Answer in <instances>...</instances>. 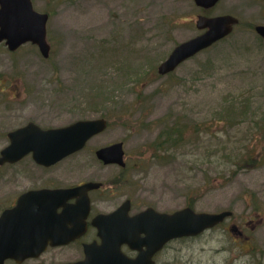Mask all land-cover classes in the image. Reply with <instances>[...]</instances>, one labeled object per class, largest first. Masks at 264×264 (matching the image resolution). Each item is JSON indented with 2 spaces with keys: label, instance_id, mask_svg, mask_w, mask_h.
I'll list each match as a JSON object with an SVG mask.
<instances>
[{
  "label": "rangeland",
  "instance_id": "374dc122",
  "mask_svg": "<svg viewBox=\"0 0 264 264\" xmlns=\"http://www.w3.org/2000/svg\"><path fill=\"white\" fill-rule=\"evenodd\" d=\"M32 1L35 10L49 15L51 54L44 59L29 44L14 53L0 46L3 85L14 89L3 106H28L21 116L3 109L0 150L7 145L6 133L32 118L49 127L103 117L107 128L93 137L87 152L119 142L123 160L144 167L137 169L138 188L162 193L169 211L230 208L237 214L248 211L243 198L252 196L254 206L264 212V41L253 31L264 25L263 2L220 0L203 10L192 0ZM225 14L239 19L227 38L171 75H158L157 66L177 44L201 33L195 27L197 15ZM225 99L233 108L231 126L218 118ZM179 120L196 123L199 135L174 150L165 164L152 161L146 155L152 142L165 124ZM248 151L257 156V165L234 171L235 158ZM84 154L89 162L79 163L91 164L93 154ZM35 180L28 174L16 188ZM146 203L144 195L137 196L139 206ZM222 244L206 243L200 253L192 240L173 242L159 259L222 262L225 253L212 256ZM248 260L244 256L238 264Z\"/></svg>",
  "mask_w": 264,
  "mask_h": 264
},
{
  "label": "flooded vegetation",
  "instance_id": "af4514ba",
  "mask_svg": "<svg viewBox=\"0 0 264 264\" xmlns=\"http://www.w3.org/2000/svg\"><path fill=\"white\" fill-rule=\"evenodd\" d=\"M4 44L3 40L0 41V46L3 47ZM27 44L34 46L32 43ZM22 47L17 49L16 52ZM0 57H3V53H0ZM6 87L7 84L3 85L2 66L0 67V140H3V109H8V113L11 115L18 113L21 116L25 113V108L28 107H24L26 104L24 102H10L18 105L15 107L3 106L8 104L3 102V98L8 97V92L13 94L14 91V89L7 91ZM14 94H17V92ZM19 104L23 105L20 106ZM32 107L34 106L32 105ZM101 118L103 117L97 116L95 118L91 116L90 118L87 116L66 125L49 127L39 125L32 118V120L6 133L7 145L4 148L10 144L9 135L11 133L23 129L29 124H33L42 130H48L69 126L81 120ZM101 133L96 134L94 138ZM94 138H91L83 149L68 155L53 165L45 166L36 163L32 153L25 154L23 158L15 163L0 165V168H3V174L0 177V217L5 212L18 207L19 212L13 214L16 216L15 219L26 216L34 219L42 216L44 219L50 220L48 221L50 233L53 236L45 250L38 257L28 258L22 262L6 259L3 264L78 263L84 260L85 249L88 245L96 243L98 246H102L104 240L111 238L114 220H129L145 210H150V215L153 214V211L159 213L177 211H169L164 207L165 200L162 193L143 191L138 188L139 182L136 177L139 174L137 169L142 171L144 169L142 165H130L125 158L124 165L105 164L98 159V150L119 142L93 148L87 152L88 143ZM4 148L0 150V156ZM152 151L154 150L151 149L146 155L156 156L161 154L157 153L155 155ZM83 152L93 154L91 164L79 163L89 162V155ZM152 161H156V159H152ZM38 173L39 177L37 178L36 174ZM28 174L35 176L36 180L32 183L27 181L24 186L16 188L20 178ZM39 191L43 193L34 195ZM143 195L146 197L147 203L139 206L137 196L142 197ZM243 199L248 205L247 212L235 214L234 210L230 208L213 212L229 211L230 214L211 229L205 230L194 237L180 238L167 243L161 251L154 255L153 264H175L161 261L159 256L173 242L184 240H192L198 243L197 249L200 253L206 251V243H223L218 249L212 251V256L222 253H225V256L222 262L213 260L212 262L203 263L198 260L182 264H238L244 256L249 257V264H264V212L254 206L255 200L253 197L249 196ZM38 211H42V213ZM7 223L9 225V222ZM9 229L13 230V227L10 226ZM121 251L129 257H135L137 254L126 244L121 246Z\"/></svg>",
  "mask_w": 264,
  "mask_h": 264
},
{
  "label": "water",
  "instance_id": "95a60500",
  "mask_svg": "<svg viewBox=\"0 0 264 264\" xmlns=\"http://www.w3.org/2000/svg\"><path fill=\"white\" fill-rule=\"evenodd\" d=\"M194 1L198 6L210 8L219 0ZM47 19L46 14L33 10L30 0H0V41H5L11 51L31 41L38 46L43 57L47 58L50 50L46 42ZM237 23L238 20L230 15L213 18L199 16L196 26L199 30H206L177 45L159 65L158 73L165 75L172 72L187 58L229 35ZM255 30L264 38V26H257ZM105 125L104 121L98 120L78 122L61 129L42 130L30 124L9 135L11 145L2 153L3 163L17 161L26 153L32 152L37 163L51 165L81 149L91 136L105 129ZM97 156L105 164H124L120 143L99 150ZM42 193L39 191L34 195ZM18 212L17 207L0 217V264L9 258L22 262L27 258L38 257L53 238L48 222L50 220L42 216L15 219L13 214ZM149 212L145 211L130 220H114L111 238L104 240L102 246L96 243L88 245L85 259L73 264H148L166 242L196 235L214 226L228 214L196 213L190 208H184L172 215L153 212L151 216ZM10 226L13 230L9 229ZM141 234L145 237L140 238ZM124 243L139 251L136 258L130 259L120 251Z\"/></svg>",
  "mask_w": 264,
  "mask_h": 264
},
{
  "label": "trees",
  "instance_id": "16d2710c",
  "mask_svg": "<svg viewBox=\"0 0 264 264\" xmlns=\"http://www.w3.org/2000/svg\"><path fill=\"white\" fill-rule=\"evenodd\" d=\"M227 102L228 99H225L223 111H221L218 118H220V120H223L225 123H229L231 126L233 125L230 123L233 108H228V106H226ZM241 114H243V111L241 112ZM199 133L200 128H198V125H196V123L184 124V122H181L179 120L165 124L159 132L157 138L151 144V149L154 150L152 152H154L155 155L158 152H161V154L156 156L151 155L152 159H156V161L160 163H163V161L166 160H170L173 157V152H171V150H175V152H178V149L184 148L189 145L194 139L193 137L195 135H199ZM254 157L257 158V156H254L251 151L238 155L235 158L234 165H232L235 166L234 171L255 167L258 162L254 159Z\"/></svg>",
  "mask_w": 264,
  "mask_h": 264
}]
</instances>
